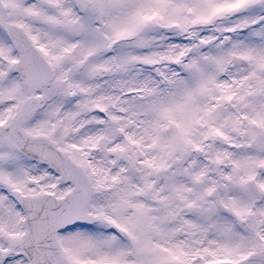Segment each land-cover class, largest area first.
<instances>
[{"label":"snow or ice","instance_id":"obj_1","mask_svg":"<svg viewBox=\"0 0 264 264\" xmlns=\"http://www.w3.org/2000/svg\"><path fill=\"white\" fill-rule=\"evenodd\" d=\"M0 264H264V0H0Z\"/></svg>","mask_w":264,"mask_h":264}]
</instances>
